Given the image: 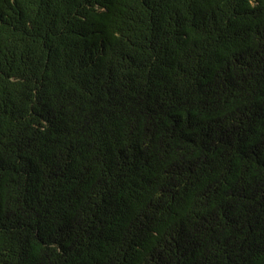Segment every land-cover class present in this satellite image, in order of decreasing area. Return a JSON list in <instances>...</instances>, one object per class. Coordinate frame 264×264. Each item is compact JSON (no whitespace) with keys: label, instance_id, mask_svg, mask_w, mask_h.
Instances as JSON below:
<instances>
[{"label":"trees","instance_id":"16d2710c","mask_svg":"<svg viewBox=\"0 0 264 264\" xmlns=\"http://www.w3.org/2000/svg\"><path fill=\"white\" fill-rule=\"evenodd\" d=\"M0 264H264V0H0Z\"/></svg>","mask_w":264,"mask_h":264}]
</instances>
